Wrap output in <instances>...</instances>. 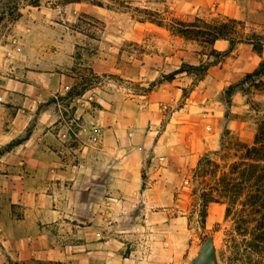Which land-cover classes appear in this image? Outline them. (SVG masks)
Here are the masks:
<instances>
[{
	"label": "rangeland",
	"instance_id": "rangeland-1",
	"mask_svg": "<svg viewBox=\"0 0 264 264\" xmlns=\"http://www.w3.org/2000/svg\"><path fill=\"white\" fill-rule=\"evenodd\" d=\"M219 22L231 43L200 42ZM257 35L264 0H0V264H197L207 239L213 264H264V207L201 199L254 142L263 91L225 89ZM39 135L76 177L42 176Z\"/></svg>",
	"mask_w": 264,
	"mask_h": 264
},
{
	"label": "trees",
	"instance_id": "trees-1",
	"mask_svg": "<svg viewBox=\"0 0 264 264\" xmlns=\"http://www.w3.org/2000/svg\"><path fill=\"white\" fill-rule=\"evenodd\" d=\"M16 6L17 2L14 1L12 6L9 7V12H13ZM230 20L235 21L233 18ZM226 25V23L219 22L215 25H207L206 30H201L199 28L194 29V32L199 35V37L206 35V37L200 39V42L203 43L207 42L213 44L216 39H226L231 43L232 37L229 36ZM247 42L252 44L254 52L258 54L262 52L264 39L259 35H257L256 38H247ZM209 64L210 63H200L198 65H188V68H200L206 71ZM182 70L184 69L180 67L177 72ZM236 85H248L254 88V90L260 89V91H263L262 98L257 96L258 93L252 92V99L250 102L252 104V109L261 110L263 114L258 122L253 144L249 146L242 145L244 149L243 155L233 160L228 165L229 168L227 171H221L215 183V187L213 188V192L202 191L201 199L204 204L208 201L219 200L225 201L226 204H231L242 191H245L246 198L244 203L252 206V209L256 207L257 204L264 207V58L260 60L252 71L245 73L236 84H230L225 89V92L231 96ZM202 161H209V159L206 156H202L199 159V166L196 170L198 176H201V172L204 171ZM260 217L261 220L258 221L259 228H263L264 212ZM262 234H264V229H262L261 235Z\"/></svg>",
	"mask_w": 264,
	"mask_h": 264
},
{
	"label": "crops",
	"instance_id": "crops-1",
	"mask_svg": "<svg viewBox=\"0 0 264 264\" xmlns=\"http://www.w3.org/2000/svg\"><path fill=\"white\" fill-rule=\"evenodd\" d=\"M216 9H219V6H215ZM225 13L231 15V16H236V14L234 13V11H232L231 9H224L223 10ZM222 11V12H223ZM217 45L220 46V48H225L227 46V44L225 43V40L221 39H216L213 43V46L216 47ZM256 56L258 58H262V56H264V44H263V48H262V52L260 54H256ZM254 58V57H253ZM253 66H255L254 60L252 61ZM250 63L248 61L243 60L242 64H241V68L244 70L246 69V66L249 65ZM215 66V65H213ZM220 71L226 70L224 68H220ZM250 70V68H248L247 70H244L243 72H248ZM208 72H211L212 69L210 67L207 68ZM165 91V93L173 100L176 99L177 97L180 96L181 94V88L179 86L176 85V83H169V88L167 89H163ZM34 143V147H35V151H38V156L37 157V162L39 161L41 165H46L48 164V167L45 168L42 172V176L44 178L47 179H52V178H65V177H71V172H74L75 176H77L76 172L79 171V169L73 165L72 171L68 169V166L66 164H63L61 166L57 165L58 163V159H61L62 156L59 155V150H55V148L53 146H51V141H45V138L43 135H39V137L36 139V141H24V145H29L30 143ZM73 177V178H74ZM46 240V235L43 233H40V235L37 236V242L41 244L44 243V241ZM54 247L55 246H43V248H41V250H39V252H41V254L43 253H48L50 254L51 252L54 251ZM33 254L35 253V251H32Z\"/></svg>",
	"mask_w": 264,
	"mask_h": 264
},
{
	"label": "water",
	"instance_id": "water-1",
	"mask_svg": "<svg viewBox=\"0 0 264 264\" xmlns=\"http://www.w3.org/2000/svg\"><path fill=\"white\" fill-rule=\"evenodd\" d=\"M202 256L197 260V264H213V248L209 239L205 240L202 245Z\"/></svg>",
	"mask_w": 264,
	"mask_h": 264
}]
</instances>
